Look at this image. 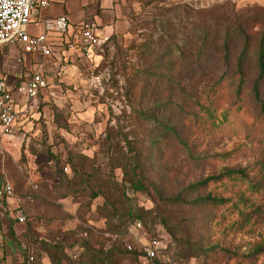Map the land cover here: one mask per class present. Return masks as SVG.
<instances>
[{
	"label": "rangeland",
	"instance_id": "374dc122",
	"mask_svg": "<svg viewBox=\"0 0 264 264\" xmlns=\"http://www.w3.org/2000/svg\"><path fill=\"white\" fill-rule=\"evenodd\" d=\"M120 1L127 21L120 35L89 50L65 38L45 60L49 89L24 98L17 138L0 145V182L14 187L0 201V264H95L102 245L123 247L138 233L127 228V196L134 209L153 207L142 241L156 238L161 250L153 259L123 253L106 264H264V212L246 218L234 199L218 207L191 203L208 193L232 197L246 184L225 178L190 189L224 167L264 162L256 63L238 93L230 78L241 38L225 55L221 39L204 47L197 37L207 23L221 34L229 25L259 30L264 0ZM260 88L264 98V81ZM134 171L155 189L133 192ZM252 199L264 209V192Z\"/></svg>",
	"mask_w": 264,
	"mask_h": 264
},
{
	"label": "trees",
	"instance_id": "16d2710c",
	"mask_svg": "<svg viewBox=\"0 0 264 264\" xmlns=\"http://www.w3.org/2000/svg\"><path fill=\"white\" fill-rule=\"evenodd\" d=\"M224 12V7L222 6L219 11ZM207 14L210 12V9L204 10ZM217 12V11H216ZM225 13V12H224ZM217 24V22H215ZM216 29L217 26L215 25ZM210 25H207L202 28V30L198 31L197 37L201 39V41L204 44V47L214 46L217 42L221 41V48L222 51L225 53V55H229L232 50V42L235 39L241 38V51L238 56L237 60V68L236 72L234 73L233 77L231 79V85L237 84V92L239 93L240 90L245 86L246 83V72L248 65L251 60H253L256 63L259 75L258 78L254 84L253 91L255 99L258 101V103L261 106V112L262 115H264V98L261 94V83L264 81V27L260 28L259 30L253 32L251 29H247L244 26L237 25V26H227L224 30V33H222V30H215L210 31ZM115 37V35L111 36L110 40ZM197 38V39H198ZM221 39V40H220ZM136 72H139L141 75L145 74L146 71L143 70H137ZM217 81V80H216ZM214 82V89L217 88L219 85L218 82ZM221 81V80H220ZM212 90V91H213ZM214 95V92L213 94ZM186 148H189L188 145L184 144ZM190 149V148H189ZM133 174L137 175L136 178H130L129 184L131 186V190L133 192H148L149 188H154V185L152 183H148L145 179L144 175L136 173V171L133 172ZM225 178H228L230 181L235 183H245L246 187L244 191H238L236 194H234L232 197H224L222 195H213L211 193L206 194L203 197H198L194 199L191 203L195 205H201L207 207V205H211L213 207H218L219 205H223L229 201H233V205L243 213L240 207H243L246 211V218H250L255 213H262L264 212V209L259 207L258 205L254 204V201L252 199L253 196L260 195L262 192H264V162L263 161H254L249 166L243 169H235V168H229L224 167L222 170L215 175H210L206 179L197 182L196 184L192 185L190 189H193L194 191H197V188L199 187H205L210 183L213 182H222ZM125 195V194H124ZM94 196H98V194H94ZM104 196V204L107 205H114V203L110 200V197L103 192ZM128 200V203L131 201V198L128 196L126 197ZM179 196H176L175 201H178ZM5 202V200L1 201ZM127 203V212L126 214L129 216V224L127 228L137 222H141L143 227L146 229L147 226V218L149 217V214L152 212L153 207H146L144 205H140L138 208L134 209L132 206L128 205ZM116 207V205H115ZM114 207V208H115ZM212 212L209 211V214ZM213 222V216L210 218V222ZM207 223L209 222V217H206ZM220 220V218H218ZM249 220V219H248ZM218 223V222H217ZM8 227L9 232L14 234V220L12 218L8 219ZM207 224H205L206 226ZM214 226V225H213ZM128 230V229H127ZM85 245H87L89 248V242L85 241ZM264 249V243L261 245ZM201 247V246H199ZM257 250V249H256ZM255 250V251H256ZM94 251V250H93ZM93 262L95 264H106L107 261L112 263V259L115 258L118 254H127L131 256L134 260L139 261L143 258H145L143 251L139 249H134L132 251H129L125 248L124 244L123 247L112 245L109 248L105 249V247L102 245L100 248H98L96 251L93 252ZM33 258V257H32ZM58 264H67L64 262H58Z\"/></svg>",
	"mask_w": 264,
	"mask_h": 264
},
{
	"label": "built area",
	"instance_id": "2783aa9c",
	"mask_svg": "<svg viewBox=\"0 0 264 264\" xmlns=\"http://www.w3.org/2000/svg\"><path fill=\"white\" fill-rule=\"evenodd\" d=\"M198 1V0H189ZM222 1V0H206ZM50 0H0V45L8 42L20 43L27 54L39 53L43 60L53 54V41L64 42L70 29V22L66 15L46 18L43 21L44 30L41 33L31 34L28 30L34 14L40 7H46ZM111 36L102 35L98 27L87 24L81 29L83 49L89 50L92 46H101L109 41ZM49 89V82L40 65L32 68V75L27 84L17 89L10 88L0 75V145L6 140H14L20 131L25 108L22 107L19 96L25 94L27 100H34ZM67 170V168H65ZM14 194V187L10 181L0 182V201L10 199ZM24 221V216L18 218ZM137 228L134 240L124 239V246L132 251H143L144 257L153 259L161 250V241L151 239L143 242L146 229L141 222L132 225ZM130 239V238H129Z\"/></svg>",
	"mask_w": 264,
	"mask_h": 264
},
{
	"label": "crops",
	"instance_id": "0c3cea01",
	"mask_svg": "<svg viewBox=\"0 0 264 264\" xmlns=\"http://www.w3.org/2000/svg\"><path fill=\"white\" fill-rule=\"evenodd\" d=\"M120 2V0H50L48 6L37 9L28 30L31 34L41 33L44 30L43 21L46 18L66 15L70 22V29L65 38L69 36L73 39H81V29L87 24L98 27L102 35L119 36L127 24ZM190 2L204 6L209 4L206 0ZM62 43L53 41V48H61ZM37 65H40L44 71L45 60L41 54L25 53L18 42L0 45V75L6 83L8 80L11 82V85L7 83L10 88L15 90L27 84L31 78L32 68ZM24 98H26L25 94L19 96L22 107L26 109L27 98L26 100Z\"/></svg>",
	"mask_w": 264,
	"mask_h": 264
}]
</instances>
